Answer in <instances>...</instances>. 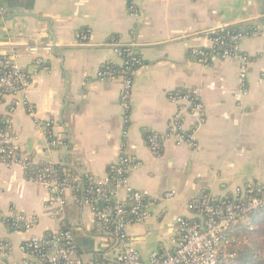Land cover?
<instances>
[{"label":"crops","instance_id":"0c3cea01","mask_svg":"<svg viewBox=\"0 0 264 264\" xmlns=\"http://www.w3.org/2000/svg\"><path fill=\"white\" fill-rule=\"evenodd\" d=\"M263 1L0 0V51L26 70L30 48L37 46L42 60L26 93L31 109L19 105L10 116L19 152L35 164L91 179L104 177L121 155L136 158L141 166L129 184L149 200L151 217L129 226L128 237L145 263L153 251H172L176 219H195L189 205L197 196L223 199L264 179ZM228 27L250 33L238 42L251 61L244 87L235 60L205 65L191 55L209 49V36ZM86 33L85 40L77 38ZM113 41L134 45L141 61L128 112L120 105V81L96 79L103 65L122 64ZM178 90L189 91L204 108L198 128L193 129L196 116H181L184 130L193 129L192 146H176L165 137L179 108L169 98ZM9 109L1 102L0 118ZM47 130L67 146L48 149ZM146 132L163 138L160 157L146 147ZM48 197L23 170L0 160V241L13 260H20L24 240L66 228L83 259L94 261L93 254L101 252L106 264H115L117 242L95 228L82 196L68 192L61 220L46 215ZM17 215L36 216L38 222L29 232H12L6 220Z\"/></svg>","mask_w":264,"mask_h":264},{"label":"built area","instance_id":"2783aa9c","mask_svg":"<svg viewBox=\"0 0 264 264\" xmlns=\"http://www.w3.org/2000/svg\"><path fill=\"white\" fill-rule=\"evenodd\" d=\"M264 17V1L262 5ZM0 6V17L2 16ZM220 29L209 36V49H195L191 55L201 63L208 65L214 59L235 60L239 68V81L244 87L251 64L249 57L238 50L240 33H226L216 36ZM86 34H79L77 38L85 40ZM113 52L122 64L103 65L97 72L96 79L100 82L119 80L120 105L125 112L129 111L133 89V78L141 61L136 54L134 45L121 46L117 42L111 43ZM31 63L28 70L21 67L13 55L0 51V103L8 102L9 113L4 117L5 128L0 134V160L7 167H18L25 173L31 166L37 165L27 156L19 152L17 137L12 132L10 116L13 109L19 105L29 107L27 90L34 76L39 73L41 57L39 49L34 46L28 50ZM241 93L245 88H241ZM170 101L179 104L177 113L169 123L166 138L172 139L176 146H192L193 129L201 126L205 121L204 108L191 94L170 96ZM189 112L197 117L196 125L190 131H185L181 116ZM50 123L46 128H50ZM47 148H64L61 137H55L47 130ZM160 135L150 134L146 137V147L151 154L158 158L161 155L163 139ZM164 137V139H165ZM141 163L134 157L121 155L104 177L99 179L87 178V188L83 202L91 208L93 223L100 233L111 234L117 246L112 251L115 264H218L220 261L234 259V255L227 253V235L235 226L246 225L254 214L264 212V179L261 182L238 188L231 195V200L213 198L207 193L200 194L189 205L195 219L179 217L176 219L178 237L171 241L172 251L163 253L153 251L145 263L139 253L133 249L128 237V228L133 224H144L150 219V202L139 191L129 184L130 174L138 169ZM28 181L39 184L47 189L49 197L45 206L46 215L55 220H61L65 215L67 194L72 192L73 186L81 182L79 176L65 175L58 178L53 170L42 166L37 175ZM121 193L124 194L121 197ZM167 194L166 197H171ZM100 205V206H98ZM132 216L129 220L127 217ZM38 222L36 216L17 215L6 220L12 232H29ZM20 260H13L12 252L5 241H0V264H104L87 261L79 256L72 233L62 228L32 236L24 240L18 247Z\"/></svg>","mask_w":264,"mask_h":264},{"label":"trees","instance_id":"16d2710c","mask_svg":"<svg viewBox=\"0 0 264 264\" xmlns=\"http://www.w3.org/2000/svg\"><path fill=\"white\" fill-rule=\"evenodd\" d=\"M226 33L233 34H242L249 35L247 31H242L240 29H235L233 27L225 28L222 32H217L216 36L224 35ZM191 94L189 91H176L173 95H184ZM192 95V94H191ZM193 96V95H192ZM5 128L4 117L0 118V134ZM150 134V132L144 133V141H146V137ZM162 137H160V142L162 141ZM65 147L67 146V141L64 139ZM29 159L30 157L27 156ZM31 160V159H30ZM42 166H48L53 170V175L58 178H63L65 175H69L71 178L73 176H79L81 182L75 184L73 186L72 193L76 197H81L82 199L85 197V191L87 188V177L80 176L76 173L74 174H66L63 172L61 167H56L50 164H37L31 166L28 171L25 173V178L27 180L34 178L37 175V170ZM111 167H108L107 171ZM226 201L231 200V196L224 198ZM100 206V205H98ZM264 212H257L254 214L253 218L246 225L235 226L231 232L227 235L226 240L228 241V245L226 246L227 253L233 254L234 259L227 260L224 259L220 261L218 264H264ZM132 216H128L127 218L130 220ZM262 217V218H260ZM260 218V219H259ZM258 220V221H257ZM257 221V222H256ZM263 224V225H262ZM260 226V227H259ZM94 261L101 262L106 264L107 261L103 256V253H94Z\"/></svg>","mask_w":264,"mask_h":264},{"label":"rangeland","instance_id":"374dc122","mask_svg":"<svg viewBox=\"0 0 264 264\" xmlns=\"http://www.w3.org/2000/svg\"><path fill=\"white\" fill-rule=\"evenodd\" d=\"M262 217H264V216H262ZM262 217H260V218H262ZM260 218H259V219H260ZM257 221H258V220H257ZM257 221H256V222H257ZM263 224H264V223H263ZM263 224H262V225H263ZM259 227H260V226H259Z\"/></svg>","mask_w":264,"mask_h":264}]
</instances>
